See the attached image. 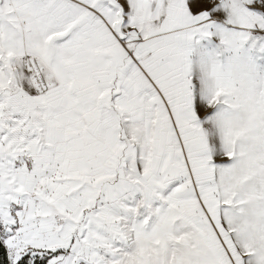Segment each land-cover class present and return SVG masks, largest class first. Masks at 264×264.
<instances>
[{"label":"snow or ice","instance_id":"snow-or-ice-1","mask_svg":"<svg viewBox=\"0 0 264 264\" xmlns=\"http://www.w3.org/2000/svg\"><path fill=\"white\" fill-rule=\"evenodd\" d=\"M0 264H264V0H0Z\"/></svg>","mask_w":264,"mask_h":264}]
</instances>
